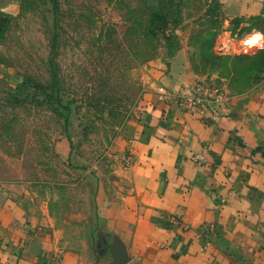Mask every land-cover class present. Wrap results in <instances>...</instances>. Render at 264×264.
Instances as JSON below:
<instances>
[{"label": "rangeland", "instance_id": "374dc122", "mask_svg": "<svg viewBox=\"0 0 264 264\" xmlns=\"http://www.w3.org/2000/svg\"><path fill=\"white\" fill-rule=\"evenodd\" d=\"M53 1L0 0L8 18L0 38V214L17 206L24 224L56 231L62 250L80 254L100 246L96 196L100 190L109 199L118 186L114 170L134 162L129 149L121 153L126 126L140 118L146 96L159 95L176 52L186 49L196 81L236 95L259 82L230 83L229 68L201 58L199 39L215 27L216 53L253 54L264 36L252 48L261 32L251 30L226 52L219 36L235 31L219 0ZM155 11L167 22L151 34ZM59 100L70 108L67 122L53 109Z\"/></svg>", "mask_w": 264, "mask_h": 264}, {"label": "crops", "instance_id": "0c3cea01", "mask_svg": "<svg viewBox=\"0 0 264 264\" xmlns=\"http://www.w3.org/2000/svg\"><path fill=\"white\" fill-rule=\"evenodd\" d=\"M219 1L226 20L264 11V0ZM219 38L226 52L238 49L229 31ZM262 76L250 90L224 94L217 108L195 114L144 98V112L128 122L121 144L134 162L114 170L111 199L100 190L96 196L97 237L120 243L126 264H264V154L253 151L264 143ZM196 79L182 48L159 85L177 97ZM197 153L203 162L193 159ZM21 215L17 206L0 214V264H114L100 246L65 252L56 231L35 230Z\"/></svg>", "mask_w": 264, "mask_h": 264}, {"label": "trees", "instance_id": "16d2710c", "mask_svg": "<svg viewBox=\"0 0 264 264\" xmlns=\"http://www.w3.org/2000/svg\"><path fill=\"white\" fill-rule=\"evenodd\" d=\"M51 1L54 2L53 0ZM166 22L167 19L164 14L156 11L151 12L148 20L149 32L151 34H155L156 31L166 26ZM7 24V16H0V38L3 37ZM230 26L231 30L235 31L231 33V36L237 38L242 34L248 33L254 29L259 30L262 34H264V11H262L258 15L250 16L249 18L234 17L230 19ZM218 34L219 32H217L216 28L212 27L205 30L204 34L200 37L198 42V51L201 55V58L204 57L205 61L212 62V67H215L220 62V67L224 69L229 68L231 70L229 81L230 83L237 82L239 84L250 87L252 84L259 82L262 79V74L264 72V47L257 49L253 54H223L221 52L216 53L213 49V45ZM52 44L53 56L55 53V38H53ZM228 59L231 60L229 67L226 62ZM50 66L53 85L58 89V78L55 72L53 60H51ZM23 84H31L32 86H29L35 87L36 89L38 88L43 93H46L44 92V88L41 85L33 84L29 80H26ZM53 109L58 115H61L65 122H67L68 113L70 110L69 106L62 105L61 101L59 100L57 104H55ZM62 109L64 110V112ZM253 151H260L262 154H264V143L258 145Z\"/></svg>", "mask_w": 264, "mask_h": 264}, {"label": "built area", "instance_id": "2783aa9c", "mask_svg": "<svg viewBox=\"0 0 264 264\" xmlns=\"http://www.w3.org/2000/svg\"><path fill=\"white\" fill-rule=\"evenodd\" d=\"M223 96L224 94L220 88L208 85L202 81H196L190 90L179 94L177 97H172L166 94L162 89L158 95L159 99L164 101L168 100L170 104H173L180 110L191 114L201 112L206 108H217ZM193 159L198 163H201L204 161V156L202 153H197L193 155ZM208 229L209 231L211 229L213 233L215 231L213 225H210Z\"/></svg>", "mask_w": 264, "mask_h": 264}, {"label": "water", "instance_id": "95a60500", "mask_svg": "<svg viewBox=\"0 0 264 264\" xmlns=\"http://www.w3.org/2000/svg\"><path fill=\"white\" fill-rule=\"evenodd\" d=\"M100 247L105 251L109 250L113 253L115 264L127 263V253L120 243H104L100 240Z\"/></svg>", "mask_w": 264, "mask_h": 264}, {"label": "clouds", "instance_id": "9594fccd", "mask_svg": "<svg viewBox=\"0 0 264 264\" xmlns=\"http://www.w3.org/2000/svg\"><path fill=\"white\" fill-rule=\"evenodd\" d=\"M262 35H264V34H261V33H259V32H256L254 38L250 41V43H251L252 45H256L257 42L261 40Z\"/></svg>", "mask_w": 264, "mask_h": 264}]
</instances>
